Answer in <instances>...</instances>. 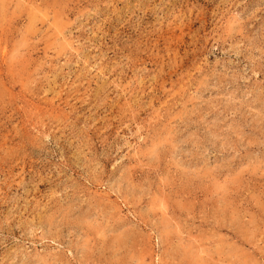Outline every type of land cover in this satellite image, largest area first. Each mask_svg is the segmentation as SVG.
Here are the masks:
<instances>
[{"label":"rangeland","instance_id":"1","mask_svg":"<svg viewBox=\"0 0 264 264\" xmlns=\"http://www.w3.org/2000/svg\"><path fill=\"white\" fill-rule=\"evenodd\" d=\"M0 264H264V0H0Z\"/></svg>","mask_w":264,"mask_h":264}]
</instances>
